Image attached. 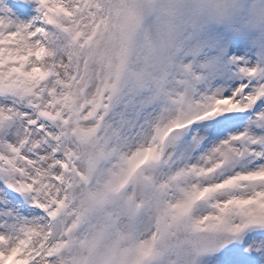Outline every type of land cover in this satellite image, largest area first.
<instances>
[{
	"label": "snow or ice",
	"instance_id": "obj_1",
	"mask_svg": "<svg viewBox=\"0 0 264 264\" xmlns=\"http://www.w3.org/2000/svg\"><path fill=\"white\" fill-rule=\"evenodd\" d=\"M121 15L131 26L140 13L119 0H0V264H65L77 137L99 138L117 94L83 53L104 47L91 29L105 17L119 27ZM61 36L77 46L71 56L53 52ZM182 43L165 84L173 106L136 148L165 203L149 254L264 264V41L225 25Z\"/></svg>",
	"mask_w": 264,
	"mask_h": 264
},
{
	"label": "rangeland",
	"instance_id": "obj_2",
	"mask_svg": "<svg viewBox=\"0 0 264 264\" xmlns=\"http://www.w3.org/2000/svg\"><path fill=\"white\" fill-rule=\"evenodd\" d=\"M120 4L124 10L140 9L141 16V5L137 0H127ZM148 10L134 34L125 75L122 76L126 61V45L130 29L136 23L129 26L124 15H121L119 27L113 21L110 30L107 28V17L96 24L91 31L95 34L100 30L101 35L97 39V44L102 40L104 47L100 48L99 52L83 53L86 63L91 60L90 71L94 78L102 82L105 88L109 89L122 81L118 95L103 121L99 138L96 132L81 133L77 137L81 144L72 154L73 161L77 158L76 164L79 163L80 170L88 173L91 169L92 149L96 145L98 147L99 161L89 192V195L95 196V203L105 197L104 194L101 195L105 182L114 180L117 175L122 174L127 159L138 156L136 148L140 139L172 108L174 99L171 95L172 89L165 84L170 83L168 78L174 73L176 57L183 48L184 34L213 26L238 25L244 29L239 19L223 25L208 23L193 10L191 0H158V3L150 6ZM105 31L108 32L107 36L104 35ZM256 41H264V38L256 37ZM76 48L77 46L66 36H61L54 42L52 50L58 57H62L71 56ZM104 135L110 139H105ZM73 171L75 172L72 168ZM73 177L72 188L79 185V178L75 175ZM136 177L133 190L122 197L105 200L103 206H99L97 210L91 207L86 211L85 205L89 204L87 196L75 202L71 201V192L69 205L74 207H71L66 217L69 230L67 234L79 236L82 230L75 227L74 215L84 212L87 213L88 225L83 237H88V242L92 240L94 231L88 227L93 226L97 214L98 222L101 224L97 231L99 234L103 230V238L109 241L102 243L107 247L122 245L124 251L133 253L137 249L133 243L134 239L135 242L141 238L146 239L144 243L150 241L148 245L157 243L165 210L163 194L158 181L153 178L151 166L138 172ZM142 228L145 232L140 233ZM139 233L142 236L137 237ZM62 235L67 237L64 229ZM66 241H63L62 245ZM98 254L102 255V251ZM82 258L83 252L73 247L68 253L66 264H74L76 260ZM147 264H155V260Z\"/></svg>",
	"mask_w": 264,
	"mask_h": 264
},
{
	"label": "clouds",
	"instance_id": "obj_3",
	"mask_svg": "<svg viewBox=\"0 0 264 264\" xmlns=\"http://www.w3.org/2000/svg\"><path fill=\"white\" fill-rule=\"evenodd\" d=\"M193 10L210 24L239 19L243 28L264 38V0H191Z\"/></svg>",
	"mask_w": 264,
	"mask_h": 264
},
{
	"label": "bare ground",
	"instance_id": "obj_4",
	"mask_svg": "<svg viewBox=\"0 0 264 264\" xmlns=\"http://www.w3.org/2000/svg\"><path fill=\"white\" fill-rule=\"evenodd\" d=\"M119 2L121 3H123L124 4V2H125V0H123V1H121V0H119ZM126 10V9H125ZM143 232H145L144 230L143 231H141V233H143ZM106 242H107V239H106Z\"/></svg>",
	"mask_w": 264,
	"mask_h": 264
}]
</instances>
